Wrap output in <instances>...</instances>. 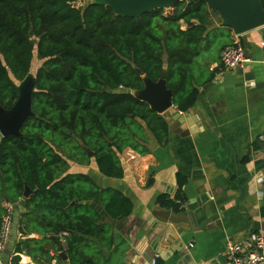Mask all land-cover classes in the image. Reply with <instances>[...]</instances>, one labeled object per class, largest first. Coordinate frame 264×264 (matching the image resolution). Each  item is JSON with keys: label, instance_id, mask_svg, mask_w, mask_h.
I'll use <instances>...</instances> for the list:
<instances>
[{"label": "trees", "instance_id": "16d2710c", "mask_svg": "<svg viewBox=\"0 0 264 264\" xmlns=\"http://www.w3.org/2000/svg\"><path fill=\"white\" fill-rule=\"evenodd\" d=\"M79 1L0 0L4 110L18 100L17 82L31 74L35 54L42 62L34 75V115L20 137L8 135L0 143V227L3 201L18 204L28 187L34 195L23 204L26 212L18 232L44 238L17 242L13 264H18L19 254L32 256L31 244H48L66 255L76 248V264L93 263L80 248L89 246L90 238L105 243L108 229L97 207L120 220L132 214L133 203L119 191L99 188L89 174L69 173L68 159L78 165L94 163L104 177L122 179L119 155L124 150L147 155L148 133L167 144L166 119L133 95L144 89L138 71L157 82L167 68L174 106L189 111L198 99L192 70L212 16L220 17L204 2L189 0L170 8L171 15L158 9L138 20L115 16L91 0L77 7ZM158 203L177 209L164 196ZM64 232L69 233L65 246L59 238Z\"/></svg>", "mask_w": 264, "mask_h": 264}, {"label": "crops", "instance_id": "0c3cea01", "mask_svg": "<svg viewBox=\"0 0 264 264\" xmlns=\"http://www.w3.org/2000/svg\"><path fill=\"white\" fill-rule=\"evenodd\" d=\"M181 25L185 30L186 25ZM235 42L243 47L246 64L233 70L216 69L223 50ZM192 75L198 99L191 112L173 106L179 115L170 111L159 114L169 125L167 144H159L148 133L147 155L124 150L119 155L122 179L104 177L94 163L75 164L76 168L70 163L69 173L89 174L99 188L119 191L133 203L132 214L120 220L97 207L108 232L104 244L90 238L89 246L80 248L91 255L90 264H229V240L248 244L253 236H264L261 29L236 36L222 25L220 17L212 16ZM2 138L0 134V143ZM131 156L134 159L130 161ZM33 195L31 192L26 201ZM162 196L177 209L161 207L158 201ZM159 212L178 217H173L174 223L164 224L155 217ZM17 233V242L44 241L37 233L28 237ZM53 248L31 244L32 256L24 252L18 255L19 260L23 255L35 264V258L41 264H76V248L66 261ZM15 256V251L8 256L5 250L0 264H13Z\"/></svg>", "mask_w": 264, "mask_h": 264}, {"label": "water", "instance_id": "95a60500", "mask_svg": "<svg viewBox=\"0 0 264 264\" xmlns=\"http://www.w3.org/2000/svg\"><path fill=\"white\" fill-rule=\"evenodd\" d=\"M186 0H91L92 4L109 7L115 16L134 18L138 20L142 15L151 13L158 9H170L175 4ZM204 2L207 7L219 14L224 27L231 29L236 36L243 35L253 30L261 29L264 35V7L261 0H189ZM144 82V89L133 93L134 97L147 103L150 108L158 114L170 111L171 115H179L173 109L174 92L167 88V68L161 74L157 82H153L146 75L138 71ZM35 78L29 75L18 86L19 98L10 110H4L0 106V134L3 137L8 135L21 136V129L25 122L32 117L33 93L35 91ZM189 113L191 110L188 111ZM184 119L182 116L181 119ZM183 121V120H182ZM92 155L90 150H87ZM32 191L25 187L21 202L16 204L14 209V220L11 230V238L7 245L6 254L10 256L15 248L18 239L19 219L23 213V203ZM75 205V202L72 204ZM178 217L170 212H159L155 217L159 222L167 224L173 222V217ZM64 261L67 255L64 252L59 254Z\"/></svg>", "mask_w": 264, "mask_h": 264}, {"label": "built area", "instance_id": "2783aa9c", "mask_svg": "<svg viewBox=\"0 0 264 264\" xmlns=\"http://www.w3.org/2000/svg\"><path fill=\"white\" fill-rule=\"evenodd\" d=\"M79 5V4H78ZM81 5V4H80ZM80 7V6H79ZM245 51L239 42H235L223 50L220 56L219 64H216V69L233 70L242 68L246 62ZM264 141V139H263ZM134 159V156L130 157V161ZM15 205L6 202L4 207V215L2 217V223L0 227V256L5 252L6 247L11 238V230L14 220ZM69 236V233L60 234V242L62 245H66L65 238ZM248 244H242L229 240L226 246V258L229 264H264V236H253ZM193 248V245H190ZM19 264H35L25 256H21ZM152 264H155L153 262Z\"/></svg>", "mask_w": 264, "mask_h": 264}, {"label": "rangeland", "instance_id": "374dc122", "mask_svg": "<svg viewBox=\"0 0 264 264\" xmlns=\"http://www.w3.org/2000/svg\"><path fill=\"white\" fill-rule=\"evenodd\" d=\"M89 2V0H80L79 3L76 4L77 7H84L87 3ZM79 4V5H78ZM81 4V5H80ZM165 11V15H171L173 13V9H166L164 10ZM42 65V62H40L38 59H37V56L35 54V57H34V61H33V67H32V70H31V76L34 77V75H36V72L37 70L41 67ZM23 82V81H22ZM22 82H17L18 86L22 83ZM69 162L71 164H73L72 166L76 168V165L75 164H78L76 161H72L71 159H68Z\"/></svg>", "mask_w": 264, "mask_h": 264}]
</instances>
